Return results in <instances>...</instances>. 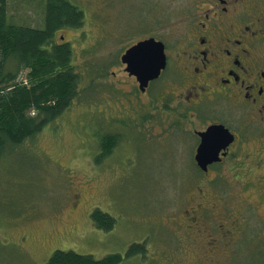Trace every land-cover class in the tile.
<instances>
[{"label":"rangeland","instance_id":"rangeland-1","mask_svg":"<svg viewBox=\"0 0 264 264\" xmlns=\"http://www.w3.org/2000/svg\"><path fill=\"white\" fill-rule=\"evenodd\" d=\"M70 2L84 12L83 26L59 32L56 40L62 35L69 41L73 68L86 78L80 83V96L58 121L46 125L31 144L0 162V264H45L55 250L97 259L120 254V264H175L172 245L177 237L182 239L179 232L184 231L178 230L177 222L180 213L189 211L190 202L200 201L196 188L201 173L193 168L191 157L179 161L178 145L173 148L164 140L147 135L137 138L129 132L127 124L145 112L147 108L141 105L153 97L149 93L139 101L134 96L127 100L132 81L119 58L140 37L175 39L169 26L175 23L180 1ZM44 12L45 0H9V19L15 24L41 27ZM102 55L107 57L104 83L96 93L83 94L82 89L95 77L88 76L86 68ZM115 55L117 65H113ZM108 86L116 91L108 92ZM109 117L114 119L109 128L121 139L110 155L102 157L95 154L96 147L108 128L101 132L98 123L105 126ZM253 143L244 151L252 150ZM172 149L177 150L173 153ZM184 164L193 176L174 171L185 169ZM239 179L242 182L234 176L215 179L216 200L226 206L248 201L258 215L248 216L244 236L230 257L219 256V263L264 264V171L247 172ZM95 209L115 218L111 232L94 227L90 214ZM132 244L144 246L142 257L126 256ZM178 258L176 264L190 261L187 254Z\"/></svg>","mask_w":264,"mask_h":264},{"label":"flooded vegetation","instance_id":"flooded-vegetation-1","mask_svg":"<svg viewBox=\"0 0 264 264\" xmlns=\"http://www.w3.org/2000/svg\"><path fill=\"white\" fill-rule=\"evenodd\" d=\"M179 1L175 23L169 26L175 39L139 38L163 44L166 66L159 77L141 91L136 77L121 64L132 81L127 100L134 96L139 101L149 93L153 97L141 105L147 108L141 114L146 118L142 134L173 148L178 145L179 161L191 157L193 168L201 173L196 188L200 201L190 202L189 211L180 213L177 222L178 230L184 231L172 245L175 264L182 253L190 258L186 264H220L219 256L230 257L244 236L248 216L258 215L248 201L226 206L213 190L219 177L234 176L242 182L240 175L264 171V0ZM214 125L224 126L233 141L217 156H207L216 161L203 170L195 159L201 143L198 134ZM252 141V150L244 151ZM183 166L174 171L193 176L188 174L192 169Z\"/></svg>","mask_w":264,"mask_h":264},{"label":"trees","instance_id":"trees-1","mask_svg":"<svg viewBox=\"0 0 264 264\" xmlns=\"http://www.w3.org/2000/svg\"><path fill=\"white\" fill-rule=\"evenodd\" d=\"M8 10L9 0H0V162L31 144L46 125L58 121L80 96L79 86L82 78H86L73 68L69 41L55 39L61 31L83 26L85 14L78 6L70 0H45L41 27L11 22ZM105 57L100 56L90 69L86 68L87 75L95 77L82 89L83 94L96 93L98 85L104 83ZM117 64L115 55L113 65ZM108 87V92L116 91ZM142 119L146 118L140 115L127 124L129 132L137 138L145 137ZM112 120V117L106 119L105 126L98 123L101 132L108 128L96 147L95 154L102 157L110 155L121 139V135H114L109 128ZM4 167L13 171L9 165ZM90 219L94 227L104 233L111 232L116 222L111 214L99 209L91 212ZM144 252V246L132 244L126 256H143ZM121 261L120 254L97 259L71 250H55L45 264H120Z\"/></svg>","mask_w":264,"mask_h":264},{"label":"water","instance_id":"water-1","mask_svg":"<svg viewBox=\"0 0 264 264\" xmlns=\"http://www.w3.org/2000/svg\"><path fill=\"white\" fill-rule=\"evenodd\" d=\"M121 62L126 65L129 75H134L143 91L147 84L158 78L166 66L164 46L154 38L141 40L128 48L121 56ZM201 143L197 149L196 162L205 170L206 165L216 161V158L206 159L207 156H217L221 149H225L233 136L222 125H214L198 134Z\"/></svg>","mask_w":264,"mask_h":264}]
</instances>
